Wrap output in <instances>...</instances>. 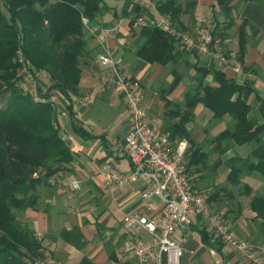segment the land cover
<instances>
[{
	"label": "crops",
	"instance_id": "crops-1",
	"mask_svg": "<svg viewBox=\"0 0 264 264\" xmlns=\"http://www.w3.org/2000/svg\"><path fill=\"white\" fill-rule=\"evenodd\" d=\"M195 1L194 16L182 18L184 29L180 28L184 32L194 30L195 16L215 9V0ZM232 5L231 16L235 24L227 27L228 20L221 17V26L216 27L222 29V39H219L225 52L234 55V61L242 66L243 73L238 75L232 68L223 71L228 79L244 87L243 97H248L251 106L250 118L264 125V0H232ZM149 13L156 19L162 15L154 8L149 9ZM144 14L140 0H105V8L91 27L97 38L88 31V55L80 67L79 95L74 98L73 115L66 109L62 98L55 95V123L74 155L69 177L81 180L82 187L76 190L51 183L50 187L40 188L37 208L21 212V222L36 232L47 260L62 264H135L123 252V219L142 209V186L136 184L123 192L109 194L100 174L107 164L122 171L131 169L129 160L114 156L110 147L111 139L125 137L129 116L123 97L115 93L110 83L108 70L98 62L102 51L100 42L121 61L124 73L139 83L144 93L147 122L165 132L169 126L167 122L174 124L184 114L185 97L198 85L194 65H211L202 57L189 53L178 63L167 66L149 64L139 58L137 52L144 42L143 28L135 27L134 21ZM243 23L246 24L248 43L241 63L239 27ZM115 27L114 31H107ZM164 99L180 105V109L166 108ZM201 106L195 108L193 119L186 125L201 151L190 172L195 175L197 186L209 193L213 209L224 215L236 235L264 251V220L250 206L254 197L264 198V179L258 173L245 172L238 184L230 181L233 159L264 161V135L261 143L244 145H236L228 139L220 140L221 133L232 129V118L227 115L216 120L212 112ZM72 123L86 130L92 138L80 137L74 132ZM182 140L188 144L187 154L195 150L191 151L190 145L193 144L186 139L175 142ZM201 161L203 167L199 165ZM152 203L159 205L160 200L153 198ZM74 229L82 237L80 247L63 238L64 232ZM200 230L201 223L196 220L185 233L175 235L184 248L181 264H256L242 257L233 247L204 242ZM140 235L149 238L146 232ZM258 264H264V254L263 262Z\"/></svg>",
	"mask_w": 264,
	"mask_h": 264
},
{
	"label": "trees",
	"instance_id": "trees-1",
	"mask_svg": "<svg viewBox=\"0 0 264 264\" xmlns=\"http://www.w3.org/2000/svg\"><path fill=\"white\" fill-rule=\"evenodd\" d=\"M155 1L160 14L184 32L182 18L194 16L197 1ZM215 2V9L211 10L215 24L221 26L220 18L224 17L227 27L233 26L232 0ZM104 8L105 0H0V264H37L46 260L42 241L17 215L39 206L40 188L52 186L53 178L66 179L72 173L74 155L56 126L53 98L59 95L73 115L74 98L79 95L80 67L88 55V31ZM218 26L214 35L222 39ZM141 35L144 42L137 56L149 64L167 66L178 63L186 53L197 55L181 49L175 38L154 25L145 26ZM247 43L243 23L239 27L241 63ZM19 53L31 71L43 75L38 79V100L18 85ZM194 68L198 85L186 95V111L179 120L174 124L167 122L166 131L171 139H186L194 144L186 125L193 119L195 108L202 104L216 120L227 115L232 118V129L221 133L220 140L228 139L236 145L261 143L264 125L250 118L251 106L248 97H243L244 87L212 64L197 63ZM164 101L174 111L180 109V105ZM72 126L80 137L92 138L86 130L74 123ZM199 153L200 149L195 148L187 154L189 170L196 165ZM230 165V181L235 185L245 172L258 173L264 179V161L236 158ZM250 206L264 220V198L254 197ZM200 233L204 242H213L206 229L202 228ZM63 238L74 246L81 245L78 230L64 232Z\"/></svg>",
	"mask_w": 264,
	"mask_h": 264
},
{
	"label": "built area",
	"instance_id": "built-area-1",
	"mask_svg": "<svg viewBox=\"0 0 264 264\" xmlns=\"http://www.w3.org/2000/svg\"><path fill=\"white\" fill-rule=\"evenodd\" d=\"M145 14L136 18L135 27L154 25L175 38L177 45L187 52H194L219 69L232 68L241 75L243 68L236 64L234 55H228L222 41L215 37L216 24L211 12L195 17L192 32H183L174 27L168 17L153 18L149 9H156L155 0H140ZM146 13H148L146 15ZM87 23L86 20H84ZM116 29L107 30L112 32ZM89 31L96 38L91 28ZM99 64L108 70L110 83L118 96H122L128 111L129 129L125 137L110 140V147L116 157H125L131 164L129 171H122L110 164L100 174L109 194L123 192L136 184L142 186L143 206L140 211L126 215L123 219V252L135 264H181L184 248L175 238L178 232L185 233L196 220L201 229H206L214 243L230 246L245 259L262 263L264 251L241 240L224 215L213 209L210 195L197 186L196 177L188 169L186 141H173L171 135L157 126L150 125L144 105V93L136 80L123 71L121 61L110 48L100 42ZM21 64L18 85L23 92L38 100V79L42 74L31 71L19 53ZM52 184L81 189L82 181L74 177L52 179ZM160 200L159 205L152 203ZM146 232L148 239L140 233ZM37 264H62L55 260H43Z\"/></svg>",
	"mask_w": 264,
	"mask_h": 264
},
{
	"label": "rangeland",
	"instance_id": "rangeland-1",
	"mask_svg": "<svg viewBox=\"0 0 264 264\" xmlns=\"http://www.w3.org/2000/svg\"><path fill=\"white\" fill-rule=\"evenodd\" d=\"M170 67H172V66H170ZM168 69H170V68H168ZM196 77H197V75H196ZM43 79L44 78H40V81H43ZM188 93H192V92H188ZM161 94H163L162 92H161ZM57 99V97H55L54 96V98H53V100L55 101ZM165 106H166V108H170V106L169 105H167V104H165ZM202 107V109H204L203 108V106H201ZM58 108H59V104H58ZM207 111V110H206ZM209 112V111H208ZM210 113V112H209ZM190 147H191V151H193L195 148L197 149L198 147L196 146V143H194L192 146L190 145ZM202 147V146H201ZM203 164L204 163H202V161L201 162H199V165L200 166H202L203 167ZM207 166L209 165V163L208 164H206ZM82 187V186H81ZM116 206L114 205V208H115ZM18 219L21 221V213H18ZM121 218V216L119 217V219Z\"/></svg>",
	"mask_w": 264,
	"mask_h": 264
}]
</instances>
